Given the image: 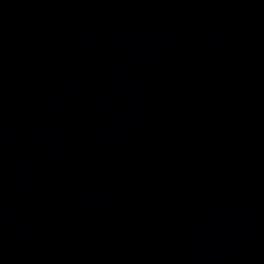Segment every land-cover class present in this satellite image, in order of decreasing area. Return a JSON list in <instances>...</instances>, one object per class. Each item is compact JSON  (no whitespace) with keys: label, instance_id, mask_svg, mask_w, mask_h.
I'll return each mask as SVG.
<instances>
[{"label":"water","instance_id":"1","mask_svg":"<svg viewBox=\"0 0 264 264\" xmlns=\"http://www.w3.org/2000/svg\"><path fill=\"white\" fill-rule=\"evenodd\" d=\"M0 264H264V0H0Z\"/></svg>","mask_w":264,"mask_h":264}]
</instances>
